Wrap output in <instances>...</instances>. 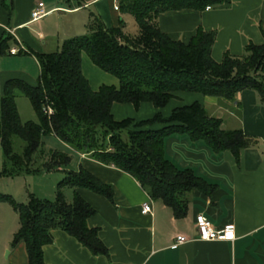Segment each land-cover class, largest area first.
I'll list each match as a JSON object with an SVG mask.
<instances>
[{"label":"trees","instance_id":"obj_1","mask_svg":"<svg viewBox=\"0 0 264 264\" xmlns=\"http://www.w3.org/2000/svg\"><path fill=\"white\" fill-rule=\"evenodd\" d=\"M228 1L118 0V10L135 22L133 35L125 32L122 20L105 27L97 14L89 12L82 34L63 39L54 51L34 54L39 69L34 85L16 78L4 81L0 96L1 173H36L68 165L70 156L65 152L42 150V137L51 134L73 151L129 174L148 189L151 199L169 208L174 218L183 217L190 191L208 192L211 185L190 169L178 168L167 160L163 139L185 134L213 151L228 150L235 160L241 149L254 146L256 140L239 128H221V119L208 115L197 101L174 107L165 117L155 113L138 121L114 120L110 106L116 102L137 107L149 102L160 108L175 92H194L232 103L242 89L253 90L264 103V34L260 44H245L242 54L223 51L221 59L215 61L210 55L214 31L198 27L184 43L170 39L157 27V16L164 11L203 10ZM7 39L0 38V56L8 52ZM81 52L93 65L113 75L118 86L102 84L92 90L81 73ZM15 92L28 99L38 122L20 120ZM233 106L239 108V103ZM153 122L161 126L142 127ZM14 139L21 142L19 148ZM37 151L41 162L34 167L32 158ZM64 187L85 188L111 199V188L81 168L64 172L56 182L53 200L28 194L25 202H16L0 193V202H8L18 220L10 246L24 244L27 264H45L42 247L51 242L54 229L74 238L91 254L108 257L98 229L86 223L93 208L77 193L66 202Z\"/></svg>","mask_w":264,"mask_h":264},{"label":"crops","instance_id":"obj_2","mask_svg":"<svg viewBox=\"0 0 264 264\" xmlns=\"http://www.w3.org/2000/svg\"><path fill=\"white\" fill-rule=\"evenodd\" d=\"M39 1L45 14L31 20L30 11ZM112 2L0 0V38L8 36V49L22 48L0 56V96L7 79L16 78L34 85L39 72L34 54L54 51L63 39L79 34L74 32L80 25L84 29L89 12L97 14L105 27L116 26L119 20L125 27L123 13L113 10ZM125 14L127 19L129 14ZM157 27L170 39L184 43L198 27L214 31L210 55L219 61L223 51L240 55L245 44L262 42L264 0H229L203 10L164 11L157 16ZM6 55H10V60L1 63ZM14 59L24 60L26 66L19 68L17 63L11 62ZM80 69L92 90L102 84L118 86V80L93 65L84 52L80 53ZM19 94L15 92V98ZM234 98L231 103L194 92H175L160 108L149 102H141L137 107L116 102L110 106L114 120L138 121L151 118L155 113L165 117L172 108L197 101L208 115L221 119V128H239L256 140L254 146L241 149L235 160L228 150L213 151L201 140H191L185 134L174 133L163 139V155L167 160L178 168L190 169L211 185L208 192L190 191L187 212L181 218H174L169 208L151 199L148 189L129 174L77 153L58 140L70 161L53 172L56 173L54 182L64 172L81 168L111 188L110 200L85 188L62 189L66 202L77 193L93 208L94 213L86 223L98 229L108 257L91 254L74 238L54 229L51 242L42 247L45 264H264V103L251 89L240 90ZM235 102L239 103V108L233 106ZM160 126L153 122L142 127ZM54 189L51 183L42 196L54 198ZM42 196L40 198L44 199ZM143 202L150 204V213L140 212ZM13 213V221L11 216V220L0 225V264H27L24 244L10 246L12 234L18 227L17 215ZM196 214H202L212 226L233 224L234 238L200 240L194 224ZM176 234L188 239L171 247Z\"/></svg>","mask_w":264,"mask_h":264},{"label":"rangeland","instance_id":"obj_3","mask_svg":"<svg viewBox=\"0 0 264 264\" xmlns=\"http://www.w3.org/2000/svg\"><path fill=\"white\" fill-rule=\"evenodd\" d=\"M123 19L126 21L125 24V32H127L129 35H133L137 31V27L135 25V22L131 15H128V18L126 19V14L123 13ZM84 32L83 26H78L76 32L79 33L77 35H80ZM5 56V55H4ZM7 56V55H6ZM19 56V55H17ZM10 55H8L3 62H8L10 60ZM11 62L17 63L19 65L18 67L23 69L26 65L24 60L14 59L11 60ZM109 74V73H108ZM16 103V109L18 112V116L21 121H33L38 122V117L36 113L34 112L32 106L30 105L28 99L19 94L15 98ZM151 123H148L146 125H150ZM145 125V124H143ZM124 137V134L122 135ZM42 150L47 151L48 149H58L61 150L65 147L51 134H45L42 137ZM15 146H18V148L21 146V142L18 139H14ZM40 151H37L32 158V166L36 167L39 166L41 159L40 157ZM2 149L0 147V193L5 194L9 196L11 199H13L16 202H25L28 198V194L35 195L37 197H41L42 195H46L48 188L50 189L51 183L53 185H56V182L53 181V176L57 172V168H54L52 170H40L36 173L32 172H20L13 175H8L1 173L2 171ZM67 166V165H66ZM55 190V189H54ZM67 190L66 188L64 191ZM49 198H46V196H42L44 199H52L53 196H48ZM70 200V198H68ZM12 216V220H11ZM14 213L12 207L9 205L8 202H0V225L6 224V221H13Z\"/></svg>","mask_w":264,"mask_h":264},{"label":"built area","instance_id":"obj_4","mask_svg":"<svg viewBox=\"0 0 264 264\" xmlns=\"http://www.w3.org/2000/svg\"><path fill=\"white\" fill-rule=\"evenodd\" d=\"M112 9L118 10V0H112ZM208 6L205 7L207 9ZM45 14L43 10L42 2H37L36 5L30 11L31 20L37 19ZM20 48H9V53H16ZM47 113H50V109H46ZM150 204L148 202H143L140 207V212L142 214L150 213ZM195 230L197 233V237L200 240H232L234 238V227L231 223L223 224L222 226H212L211 223L202 215L196 214L194 218ZM188 238H186L182 234H176L174 237V241L171 244V247H175L176 245L185 242Z\"/></svg>","mask_w":264,"mask_h":264}]
</instances>
